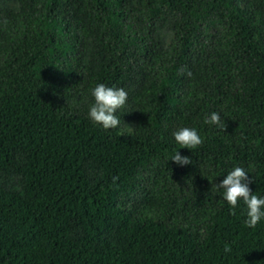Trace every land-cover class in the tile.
I'll use <instances>...</instances> for the list:
<instances>
[{
	"label": "trees",
	"instance_id": "1",
	"mask_svg": "<svg viewBox=\"0 0 264 264\" xmlns=\"http://www.w3.org/2000/svg\"><path fill=\"white\" fill-rule=\"evenodd\" d=\"M0 2V172L24 190L0 184V264H264V219L218 187L242 167L264 198V0ZM101 83L133 89L132 128L67 103Z\"/></svg>",
	"mask_w": 264,
	"mask_h": 264
},
{
	"label": "clouds",
	"instance_id": "2",
	"mask_svg": "<svg viewBox=\"0 0 264 264\" xmlns=\"http://www.w3.org/2000/svg\"><path fill=\"white\" fill-rule=\"evenodd\" d=\"M92 96L94 97V103L89 106V118L105 130L117 129L120 125V118L116 113L126 105L127 92L123 88L109 87L101 83L92 90ZM205 123L216 125L222 130H226L227 127L221 115L216 112L211 113L210 118L205 119ZM173 136L181 148L193 150L204 143L203 138L194 128L181 127L173 132ZM171 160L181 166L192 163L189 157L181 156L179 151L175 152ZM248 173L242 167H235L218 184V187L224 190V199L233 210V215H235L234 210L243 201L247 207L245 224L247 227L255 229L258 223L264 219V198L253 194L252 189L249 187L252 181L249 179ZM225 251L231 252V248L226 245Z\"/></svg>",
	"mask_w": 264,
	"mask_h": 264
},
{
	"label": "rangeland",
	"instance_id": "3",
	"mask_svg": "<svg viewBox=\"0 0 264 264\" xmlns=\"http://www.w3.org/2000/svg\"><path fill=\"white\" fill-rule=\"evenodd\" d=\"M1 5V2H0ZM172 32L168 27H160L158 29V37H160L165 42H169ZM128 94V99L124 108L117 111L116 115L120 118V127L122 128H132L134 125V118L132 117L133 104L131 100L132 88L124 89ZM67 103L82 112L89 113V106L94 103V97L90 92L83 91L78 93L73 91V94L68 99ZM89 175L92 181L95 183L101 176V171L94 164L88 165ZM0 184L8 190L16 191L20 194L24 193L21 186V176L19 174H5L0 172Z\"/></svg>",
	"mask_w": 264,
	"mask_h": 264
}]
</instances>
